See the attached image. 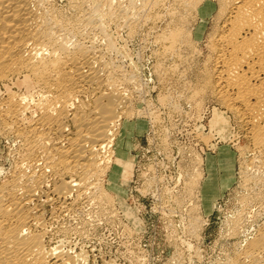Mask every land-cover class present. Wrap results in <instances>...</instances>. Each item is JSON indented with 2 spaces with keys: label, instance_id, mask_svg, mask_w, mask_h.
<instances>
[{
  "label": "bare ground",
  "instance_id": "obj_1",
  "mask_svg": "<svg viewBox=\"0 0 264 264\" xmlns=\"http://www.w3.org/2000/svg\"><path fill=\"white\" fill-rule=\"evenodd\" d=\"M114 1L108 0V18L115 21V24L119 27H127L129 30L134 29L141 18L144 21L143 17L151 10H155L156 7L161 9L159 7H162L167 2L166 0H128L127 4L123 5L122 0H117V4H114ZM140 1L139 7L137 3ZM174 1L178 4L175 5L180 10L175 11V13L179 11L177 16L174 14V16L178 17V20L175 19L177 20L175 22L177 25L173 29L171 28L172 30H170L169 34L165 32L167 33V36L165 35L166 40L170 42L167 48L168 51H175L178 44H190L189 32L191 31L187 27V22L191 18L188 17L191 11L195 10L197 14L198 12H202V8H216V14L213 17L215 27L212 34L209 35L212 41V51L216 57V96L219 100L225 102L229 110L242 120H240L241 122H244L248 126L251 133L253 151L255 152L251 159L247 160L246 157L242 161L243 176L249 181L252 179L250 177L252 175V168L255 167L256 169L261 164V166L264 165L263 157L257 159L259 154H256L264 150V0ZM74 2L76 3V1ZM77 3L78 6L80 5L81 11L83 10L82 12H84L79 21V28L86 29V31L87 28L89 30L98 29L104 36L105 25L101 19L105 18H101V15L99 16L97 0H77ZM48 5L46 0H0V78L25 70L32 76V79L28 82L33 83V81H36L43 87L52 89H49L50 91L47 90L48 93H53H49L47 96L45 95L47 91L43 93L41 90L43 94L38 91V93L42 94H39L41 98L35 104L39 108V114L32 121H27L26 113L28 109H31L30 102L35 100V92L32 94H20L18 96L11 94L7 102L2 105L4 106L3 110H0L2 127H4V130L5 128H9L18 138L19 135L25 136L24 144L25 151L27 152L22 155L24 156L21 158L22 164L17 169L18 171L14 173L15 175L12 179L8 180V182L5 181V187L3 188L2 186L3 189L0 188L2 189L0 191V264L88 263L89 261L86 259V256L79 252L76 253L74 249L75 254H70V251L67 252L68 249L64 253L58 246H53V248L49 246L50 248H48V245L45 244L47 231L45 233V231L40 232L37 229V224L42 216V213H40L42 207L40 205L43 203H40L41 194L39 195L38 192L43 193L44 186L48 184V179L52 177L51 180L54 179L55 182L52 189L58 197L64 200L67 197H75L71 203L72 207L73 205H78L83 198H87L97 205L98 208L102 207L99 210H103L105 206L113 205L115 197H118L119 184L122 182L120 178L124 180L128 170L133 168L135 163V160L133 161L132 159L131 151L128 149L130 146L129 132L132 131L133 127L129 125L128 119L137 114L138 109H136L135 101L130 96L129 98L125 97L127 93L123 91L124 96L120 92V89L118 90L119 68L110 71L106 70L107 66L105 67V65L109 64L105 62V65H103L104 63L102 62L106 61L104 60L105 57L100 56L103 54L97 52L95 50L97 48L94 49L95 46L90 49L88 45L84 46L85 44L82 45L80 42L70 44L71 41L67 40L68 36L66 32H63L68 29L62 23L64 20L61 21ZM84 5L87 6L85 10ZM154 14L155 11L151 16L153 17ZM148 17L151 18L150 16ZM145 18V20L149 19H147V16ZM73 26L71 27L72 29ZM79 30L77 29L78 32ZM89 30L86 35L90 33ZM110 42L112 41L110 40ZM110 42L106 46L112 47L111 50L113 51L114 47L111 46ZM99 49L98 46L97 50ZM111 65L115 66L113 63ZM121 70L123 71L122 66ZM125 74L128 73H124L122 76L126 77ZM209 75L208 73L203 80V76L200 77L202 82H197L200 86L189 87L191 89L190 96H188V98L190 97L189 99L193 98L198 92L199 87H201L200 89H204L209 86L207 85L211 80ZM137 76L138 74L135 75V77ZM167 77L166 75L165 79ZM136 81L134 80L135 83ZM95 85L99 88L102 85L104 87L107 86L109 88L108 92H100L98 87L96 89ZM87 86H91V89L94 86L100 92L96 98L94 97L95 100L93 99L94 101L89 107L87 105L90 104V101L86 105L84 104L85 100L82 101L81 96H78L80 93L85 92V89L88 91ZM95 89L92 91L94 92ZM89 92L85 93L89 95ZM168 96L170 95L166 97ZM77 97L80 99H77ZM166 97L163 96L159 99L164 104L174 106L176 110L180 108L173 101L174 99L171 100L169 97ZM76 100H80V104H77ZM152 115L153 113L150 116L151 119L153 118ZM69 116H71L69 119L74 126V132L69 130L72 133V137L70 134L69 136L67 135L66 132L68 131L65 132ZM124 117L126 124L121 122V119ZM138 118V121L143 122L141 124L137 123L138 128L140 130L146 128V124L149 123L147 116L145 119L144 117L142 119L141 116ZM155 119L158 118L155 117ZM7 132L9 133V130ZM165 135L168 136L167 134ZM167 138H163V143L168 141ZM167 155L170 157L168 158ZM167 155L168 159H174L169 153ZM149 170L151 173L146 178L145 187L141 190L142 194L151 190L155 191L153 188L157 189L162 180L158 176V169L155 166H151ZM67 175L70 176V180L66 179L67 181H65L64 179ZM184 175L186 174L184 173ZM187 175L186 179L188 181L185 182L187 185L183 186V190L187 196L185 194L184 196L185 198H191L192 192H197V190L196 192L194 191V187H196L198 179L195 178L196 173L192 172ZM108 181L109 183H107ZM168 194L166 193L165 195L167 196ZM162 195L160 192V196ZM46 198L48 201L44 199L43 201L47 203H53L55 200H52L53 198L51 199L47 195ZM174 199L177 205L181 203L182 199L180 197ZM186 199L185 201L183 200L185 203ZM35 200H38L37 203L35 202L36 204L33 203ZM187 202L189 203V200ZM190 211L191 213H188L190 215V226L188 227L191 230L194 229L196 232L195 209L191 207ZM125 215L129 219L131 218L133 221L140 223L136 219L134 212L126 210ZM40 223L42 224L43 222ZM237 223L238 221H233V225L236 227L239 225ZM41 230L43 231V229ZM190 232L188 231V233ZM128 234L131 237L130 235L134 233L130 230ZM68 244H71V242ZM126 252V257L130 260L132 259L133 264H144V262H140L141 260L137 261L134 259L135 257L132 258L131 253L133 251L131 249ZM237 252L236 255L240 254V257H237L236 260L240 264H264V234L247 237ZM227 264H230V262Z\"/></svg>",
  "mask_w": 264,
  "mask_h": 264
},
{
  "label": "rangeland",
  "instance_id": "obj_2",
  "mask_svg": "<svg viewBox=\"0 0 264 264\" xmlns=\"http://www.w3.org/2000/svg\"><path fill=\"white\" fill-rule=\"evenodd\" d=\"M74 1L77 3V0H46V3L49 4L48 6L53 9L55 12L54 14H56L61 21L64 20L62 21L64 27H66V29L70 28L69 30L67 29L68 32L63 31L66 32L68 36L67 40L71 41L70 44L80 42L82 45L85 44L84 46L88 45L90 49L94 46V49H98L99 46V50L101 51L95 50L103 54L100 55L99 53L100 56L103 58L105 57L104 60L106 61L102 60L104 61L102 62L104 63L103 65H105V62H108L109 65H105V67L107 66L106 70L110 71L119 68L120 72L118 76L120 78L118 90L120 89L121 93H123V91L127 93L128 95L125 94V96L124 93L123 95L126 98L130 96V98L135 101L136 109H138L137 114L128 119L130 122L129 125L133 126L132 131L129 132L130 146L128 149L131 151L130 153L135 163L133 165L134 167L128 170V175H125V179L123 180V178H120L122 182L119 184L120 189L118 190V197H115L116 199L113 205L105 206V211V208L99 210L100 208L102 209V207L98 208L97 205L87 198H83V200L80 201L81 204L73 205V207H75L73 209L71 203L74 201L75 197H67L65 200L58 197L52 189L55 184L54 179L51 180L52 177L49 178L48 184L45 185L48 188L44 186L43 193L38 192L39 195L41 194V198L38 195L41 201L37 197L40 203L43 202L40 205L42 208L39 206L42 209L40 211L42 216L37 224V229H39L40 232L45 231L46 233L47 231L45 244L48 245V248L58 246L64 253L67 249V252L70 251V254H75L74 251L76 253H82V255H85L86 259H88V264H90V254L86 252L87 243L85 238L89 237V234L93 231L96 235L101 234L103 238H101V240L98 239L103 243L104 247L108 248V246H111L110 231L112 227V229L114 228L118 233V240H122L125 248L129 251L130 249L133 251L131 253L132 258L135 257V260L145 262L147 257H145L141 251H137V249H142L141 247L144 246V242L140 235L145 230V225L147 223V218L144 219L142 215L145 212V206L138 197L133 194L131 187L133 188L136 183L135 174L138 173L136 170L138 163L150 161L146 157L141 159L143 152L153 157V152L156 153L160 151L163 159L167 161L160 160L159 163H157L159 166L166 164L167 167L172 165L178 168V172L175 175L157 174L162 178L157 189L153 188L155 191H147L148 194L150 193L153 195L154 193L155 195H153L155 200L153 203L154 205L151 207L152 211L159 213L163 211L162 213L165 217L158 221L159 225L164 226L163 228L166 230L165 234L161 236V243L166 244V246L169 245V243L176 246L174 252L170 256L169 263L173 264V262L180 260L177 264H194V260L197 259L199 262L198 264H227L229 262L230 264H240L236 260L237 257H240V254H238L239 256L236 254L238 253L237 251H239V247L241 248L242 242L246 240L247 237L264 234V165L261 166V164L256 169L255 167L252 168V175L250 176L252 179L249 181L245 179L242 173L244 171L242 161L246 159V157L247 160L251 159L255 152L253 151L254 147L252 146L253 139L251 138V133L248 126L244 124V122H241L242 120L229 110L225 102L219 100L216 96V57L212 51V41L211 36H209L212 34L215 27L213 17L216 14V8H202V12H198L197 14L195 10L191 11L188 16L191 18L190 20L188 19L189 21L187 20V27L190 28L189 30L191 31L189 32L190 44H178L175 51H168L167 48L170 42L166 40L165 35L167 33L169 34V32H171L170 30L177 25L175 22L178 20L176 16L179 11L176 13L175 11L178 9L180 10L177 6L178 4L175 3L174 0H166L168 3L166 2L164 3L165 5L162 7L160 6L159 8L161 9L156 7L157 10H151L149 13L152 15L155 11L154 18L151 14L147 13L145 17L147 16L148 19V16H150L151 18L145 20L146 18L143 17L144 21L141 18L139 21L140 24L138 23L140 27L136 25L134 29L130 30L127 27H119L115 24V21L108 18V0H97L99 16L101 15V18H105L101 19L105 25L103 31L105 34L104 36L98 29L90 28L91 31L87 28V31L89 30L92 34L89 33L86 35V33H88L86 29H84V31L82 28H79V21L84 12H82L83 10L81 11L80 5L78 6V3L76 4ZM116 1L117 0L114 1V4H117ZM127 1L128 0H122L121 2L125 5ZM140 4L141 1L137 3V6ZM83 7L84 10L87 8L85 5ZM83 7L81 8L83 9ZM192 13H194L193 16ZM174 14L176 16H174ZM75 23L76 25H74ZM72 26L73 29L71 28ZM77 29L81 31L79 30L78 32ZM108 38L110 39L107 40ZM192 38L194 41L191 40ZM110 40L112 42H110ZM109 42L112 44L111 46L115 48H113V51L111 50L112 47L106 46ZM116 49L118 50L116 51ZM112 63L118 66L115 67L111 65ZM119 65L122 66L124 72ZM124 73L132 75L125 74V77L122 76ZM208 73L211 79L207 84L209 86L204 89H200L201 87H199L197 90L198 92L194 95L195 97L193 96V98L191 97V99H189L190 97L188 98V96H190L189 94L191 93L189 87L200 86L199 83L202 82L200 77L203 76V80ZM137 74L138 76L135 77ZM166 75L168 77L165 79ZM132 76L135 81L138 79L136 83ZM30 79H32L31 74L25 70L20 73H11L6 77L0 78L1 111L4 107L2 105L7 102L11 94L18 96L20 94H32L35 92V100L30 102L31 109H28L26 113L27 121L34 120L39 114V108H37L35 104L38 102V99L41 98V95L50 88L47 89V87H43L36 81L30 83L28 82ZM198 81L200 82L197 83ZM102 86L100 89L95 85L96 89L98 87L100 92H105L109 89L107 86H105L106 89L104 85ZM87 87L88 91L85 89V92L88 93L89 90H91L89 95L83 92L78 96H81L80 98H82V101L85 100L84 104L86 105L89 104L88 102L90 101V104L87 105L89 107L95 100L94 97L96 98L100 92H98L94 86H92V89L91 86ZM93 89H95L94 92L96 93L92 91ZM38 91L42 94L38 93ZM49 93L53 94L52 92ZM49 93L47 91L45 95L48 96ZM167 95H170L171 97L168 96L169 99H174L173 101L176 102L177 106H180V108L177 109L178 111L174 106L161 102L160 99ZM79 97H77V99ZM78 101L76 100L77 104H80V100ZM179 103L180 105H178ZM152 113L154 119L150 117ZM140 116L142 119L143 117L145 119L147 116L149 122L146 124V128L142 130L137 126V123H143L142 121H138V117ZM154 116L158 119H155ZM70 117L71 116L68 117V121L66 122L65 132L68 131L66 132L67 135L69 136L70 134L72 137L71 132H74V126L69 119ZM125 120L124 117L121 119V122L125 123ZM2 126V121H0V188H2V186L4 188V184L12 179L15 175L14 173L18 171L17 169L22 164L21 158L24 157L22 155L27 153L24 144L25 136L22 137L19 135L18 138L9 128H5V130H9L8 133ZM166 128L168 131L165 132V130H167ZM69 130L71 132H69ZM163 134H167L168 136H164ZM163 138H167L168 141L163 143ZM165 145H167V149ZM165 153L166 155L169 153L174 159H168L170 156L167 155V158ZM256 154H259L257 159L263 157L264 160V150ZM187 160L188 162H186ZM151 166L156 167V165L151 164L150 169ZM192 172L196 173L195 178L198 179L196 187H194V191L196 192L197 190V192H192V199L189 197H186L189 198L186 199L185 196L187 195L183 190V186L185 187V185H187V183H185L188 181V179H186V176H188L187 174H191ZM144 173L146 174L144 175ZM149 173L150 171L144 170L141 174L144 182L136 186L140 194H142L141 190L145 187L144 185ZM184 173L186 175H184ZM66 179L70 180V176L67 175L64 180L67 181ZM165 179H168L169 183H167ZM107 183H109V181ZM166 188L171 189L169 190L170 193ZM2 189H0V191ZM165 191L170 195L168 194L166 196ZM160 192L161 195L163 194L162 196H160ZM147 193L145 192V194L142 195L145 196ZM46 195L51 199L53 198L52 200L55 199L53 203L43 201V199L48 201ZM176 197L182 199L181 203H178V205L174 199ZM183 198L186 199V203ZM162 199L163 201H161ZM38 200H35L33 203L36 204ZM188 200L189 203L187 202ZM149 206L148 203L146 211H149ZM191 207L195 209L196 232L194 229L191 230L188 227L190 226V215H188V213H191ZM126 210L134 212L136 214V219L139 220L140 223L133 221L131 218L129 219L127 215H125ZM232 219L233 221H238V227L233 225V221L231 222ZM147 221L151 222L152 220ZM40 222L43 223L41 224ZM104 223H106L105 226H100L104 225ZM149 225L152 226L151 223ZM127 228L134 233L130 235L132 238L129 237ZM41 229H43V231ZM188 231L193 233L190 234ZM103 233H105V235H103ZM136 235L140 237L135 238ZM70 242L71 244H68ZM143 251L146 252L145 250ZM172 251L170 248V252Z\"/></svg>",
  "mask_w": 264,
  "mask_h": 264
},
{
  "label": "built area",
  "instance_id": "obj_3",
  "mask_svg": "<svg viewBox=\"0 0 264 264\" xmlns=\"http://www.w3.org/2000/svg\"><path fill=\"white\" fill-rule=\"evenodd\" d=\"M146 152H148V151H146ZM143 157H146L150 161L144 162V163H138V166L136 169L138 171V173L135 174L136 175V183L133 186V188L131 187V190L133 191V194L136 195L138 197V199L141 201V203L145 206V212L142 214L144 219L147 218V220H152V221L149 222L146 220L147 223L145 225L146 226L145 230L140 235L142 241L144 242V246H142L141 248L143 250H145L146 252H144L140 248L137 249V251H141V253L144 254L145 257H147L144 264H170L169 263V260L171 258L170 256L174 252V249L176 246L169 243V242H168L169 245L166 246V244L161 243V241H160L161 236H163V234H165V232H166V230L163 228L164 226H160L158 223L159 219L164 217L163 213L162 212H160V213L159 212H153L151 207L153 206L155 197L151 194H147V195L143 196L142 194H140L138 192V189L136 186L138 184H143L144 180H143L141 174L144 170H148V172H149L150 171L149 168H150L151 164L156 165V168H158V174L159 175L160 174L161 175L162 174L175 175L178 172V168H176V166L171 167L170 165H169V167H167L163 164L159 166L157 163H159L160 160L167 161L166 159H163V157L160 154V151L156 152V153L153 152V157H151L150 155H147V154H145V152H143V156L141 159H143ZM138 162H139V159H138ZM150 173H151V171H150ZM134 180H135V178H134ZM134 180H133V182H134ZM165 181L167 183H169L168 179H165ZM135 191H136V193H135ZM148 203L150 205L149 211H146ZM87 219H89V218H87ZM150 223L152 224V226L149 225ZM105 224L106 223H104V225H100V226H105ZM99 227H97V228H99ZM113 229L111 227V231H110L111 246H108V248L104 247L103 243L100 241L101 238H103V236L101 234L96 235V234H94V231H93L92 233L89 234V237L85 238V241L87 243V245H86L87 252H88V254H90L89 255L90 256L89 259L91 261L90 264H118V263H120V264H133L132 259L130 260L124 254V253H127L126 252L127 248H125V245L122 242V240H118V237H117L118 233L115 231V229L114 230ZM103 235H105V233H103ZM135 238H139V236L136 235ZM164 238H166V237H164ZM95 240H97V241H95ZM170 248H171V251L173 248L172 252H170ZM179 261L173 262V264H177ZM198 263H199L198 260L195 259L194 264H198ZM86 264H88V263H86Z\"/></svg>",
  "mask_w": 264,
  "mask_h": 264
}]
</instances>
